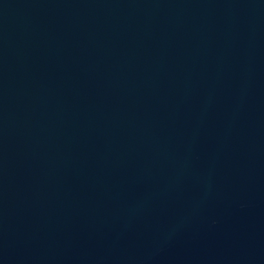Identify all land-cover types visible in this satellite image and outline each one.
Masks as SVG:
<instances>
[{
	"label": "water",
	"instance_id": "obj_1",
	"mask_svg": "<svg viewBox=\"0 0 264 264\" xmlns=\"http://www.w3.org/2000/svg\"><path fill=\"white\" fill-rule=\"evenodd\" d=\"M0 264H264V0H0Z\"/></svg>",
	"mask_w": 264,
	"mask_h": 264
}]
</instances>
